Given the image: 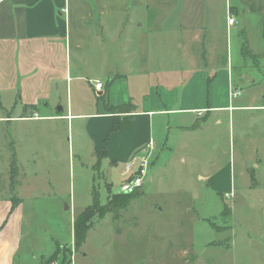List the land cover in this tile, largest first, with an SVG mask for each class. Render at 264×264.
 Returning a JSON list of instances; mask_svg holds the SVG:
<instances>
[{"label":"rangeland","instance_id":"rangeland-1","mask_svg":"<svg viewBox=\"0 0 264 264\" xmlns=\"http://www.w3.org/2000/svg\"><path fill=\"white\" fill-rule=\"evenodd\" d=\"M221 1L211 4L208 21L212 26L200 41L180 29L175 13L161 18L156 7L134 8L138 16L135 25H140L127 34L129 52L122 48L126 33L107 41L115 57L108 64H114V70L130 63L136 70L142 59L160 61L167 71L148 77L149 85L156 88L161 83L166 89L173 86L179 93L192 72L190 58L196 56L192 53L198 48L201 52L193 66L216 70L227 62L232 69L231 92L239 94L232 96L230 92L231 98L242 101L261 96L264 81L254 89L245 82L264 74V15L245 9L236 15ZM238 1L231 0L230 4ZM229 14L236 20L234 26L226 24ZM186 40L191 47L184 48ZM180 43L184 46L179 47ZM210 43L215 45L216 58L206 61L204 51L209 53L206 45ZM95 68L94 61L86 63L80 70L84 78L72 83L74 109L80 105L82 110L91 111L95 107L89 78L97 75L104 79L102 71H112L111 67ZM241 74L242 79L236 82ZM128 79L131 95L127 102L136 107L140 94L137 98L134 94L141 89L147 94L148 86H136ZM192 85L196 89L198 80ZM78 87L85 93L76 100ZM210 122L187 134L171 127L168 145L157 151L143 183L135 190L140 191L139 196L116 215L110 212L93 217L79 249L70 242L73 218L91 205L92 193L100 204L112 194H122L120 172L125 164L103 163L100 171L94 166L96 160L83 119L70 120L69 124L63 119L0 122V195L8 189L5 175H12L13 158L15 167L20 168L11 183L16 185L15 194L10 186L13 196H4L10 202L21 199L17 225L21 233L14 264H264V140L260 135L264 131V111L231 108L220 126ZM184 134L186 147L178 145V137ZM53 145L60 151L46 152L42 157L39 150ZM55 155L60 158L53 162L50 157ZM244 159L247 165L243 166ZM215 172L222 178L220 182L211 185L202 181V174L213 176ZM229 174L232 182H228ZM55 248L58 253L53 256ZM186 249L188 254L184 256ZM182 256L188 260L183 261Z\"/></svg>","mask_w":264,"mask_h":264},{"label":"crops","instance_id":"crops-1","mask_svg":"<svg viewBox=\"0 0 264 264\" xmlns=\"http://www.w3.org/2000/svg\"><path fill=\"white\" fill-rule=\"evenodd\" d=\"M215 1L0 0V122L63 119L69 124L70 120L83 119L88 145L92 157L96 160L94 166L99 171L103 163L107 166L126 164L138 153L141 154L149 144L152 148L147 153L148 172L151 160L157 151L168 145L171 127L181 133H194L209 121L212 126H220L224 115L228 114L231 108L264 111V94L252 95L250 99L242 101L230 97L233 85L232 69H229L227 62H223L216 70L206 65L193 66L199 54L198 48L192 53L196 56L192 55L190 58L191 63L193 61L192 72L186 77L188 81L183 84L179 93L173 86L166 89L161 83L157 84L156 88L152 84L149 85L148 77L162 76L167 71L162 69L160 61L156 62L152 58L142 59L141 63L137 62L136 70L130 63L114 70L112 68L114 64H108L115 57L107 41L116 40L126 33L122 48L129 52L131 41L127 34L133 33L132 30L135 31L140 25H135L138 16L134 15V8L149 10L150 7H156L157 16L161 18L175 13L179 19L180 29L191 32L195 41L202 40L205 31L211 28L212 24L208 21V17L211 4ZM239 1L240 6L239 4L232 6L231 0L221 2L236 15L244 9L264 15V0ZM235 24L234 19V23L227 26ZM261 33H264V29ZM185 42L184 48L191 47L188 40ZM212 44L206 45L209 47V53L207 50L204 51L207 54L206 61L214 60L215 45ZM179 45V47L184 46L182 43ZM91 61L95 62L96 70L111 67L112 71H102L104 79H100L97 75L89 78L88 88L96 96L95 107L91 111H85L78 105L74 109L71 96L72 83L84 78L80 73L81 67ZM256 63L252 64L255 66ZM128 77L136 86L146 84L148 93L144 94L142 89L139 90L134 94L136 98L140 94L136 107L131 111L116 114L110 109L111 106L117 107L128 103L131 95ZM196 79L199 86L195 89L192 83ZM241 79L242 74L236 82H240ZM93 80L101 81L104 88L96 91L92 88ZM260 81H264V74L262 78L256 77L245 83L247 87L254 89ZM105 85H107L106 90ZM84 93L81 88L77 89L76 100L82 99ZM34 113L37 115L35 116ZM114 115L119 117L118 127L110 131ZM77 132L80 136V130ZM185 134L178 137V145L186 147ZM260 135L264 140V131H260ZM261 147V152L264 153V142H261ZM45 149L47 150H39L44 154L42 157L50 151H60L55 145ZM102 149H105L106 154L97 161V152ZM32 152L36 153L35 150ZM50 158L56 162L60 156L57 158L55 155ZM14 161L13 158L10 165ZM252 164L258 168L257 163L252 161ZM242 165H247L245 159ZM16 169L20 168L16 167ZM220 171L217 173H223ZM217 173L215 172L213 176L205 173L200 177L205 184L214 185L222 179L216 177ZM120 177L122 182L124 170L120 172ZM5 178L9 185L5 194L0 195V264H14V254L17 253L20 242L21 228L19 229L17 225L21 217L18 213L21 211L19 210L21 201L9 214L12 201L6 200L4 196L12 197L16 185L11 186V183L14 184L11 176L5 175ZM229 181L232 182L230 174ZM70 238L73 244V220ZM186 254H188L187 249L182 255L187 256ZM182 260L188 259L183 257Z\"/></svg>","mask_w":264,"mask_h":264},{"label":"trees","instance_id":"trees-1","mask_svg":"<svg viewBox=\"0 0 264 264\" xmlns=\"http://www.w3.org/2000/svg\"><path fill=\"white\" fill-rule=\"evenodd\" d=\"M262 38L264 39V33L262 34ZM255 57V56H254ZM255 64V63H254ZM105 85V90L107 89ZM100 98L102 96H99ZM134 106L132 104H123L122 106L112 107L110 109L114 110L116 114L122 113L124 111H131ZM119 117L117 115H114L110 131L115 130L118 127ZM106 154L105 149L100 150L97 152V161L101 159V157H104ZM11 180L17 173V169L14 165V163H11ZM139 192L133 191L132 193H122V194H112L108 201L105 204H100L98 196L95 195V193H92V203L89 207H85L86 209L80 211V213L74 218L73 220V238H74V249H79L82 245V243L85 241L86 234L88 230L92 227L91 220L93 217H103L107 213L114 212L115 215L119 213L121 209H124L125 206L132 201L133 199L137 198L139 196ZM14 200V202H13ZM21 199L15 198L12 199V206L10 208V211H13L12 209L19 203ZM68 250H70V247H67ZM58 251L54 250V254H57ZM53 258V257H52Z\"/></svg>","mask_w":264,"mask_h":264},{"label":"built area","instance_id":"built-area-1","mask_svg":"<svg viewBox=\"0 0 264 264\" xmlns=\"http://www.w3.org/2000/svg\"><path fill=\"white\" fill-rule=\"evenodd\" d=\"M234 23V18L232 16H227V24ZM92 88L97 90H102L103 84L99 80L91 81ZM239 94V91H232L231 95L235 96ZM36 116L37 114L34 113ZM152 148L151 145H147L145 149L142 150V153L129 160L124 166V172L126 175L124 176L123 181L120 183L119 191L121 193H132L133 191L137 190L140 185L143 183L144 178L147 175V167H148V160H147V153ZM51 264H56L52 262Z\"/></svg>","mask_w":264,"mask_h":264}]
</instances>
